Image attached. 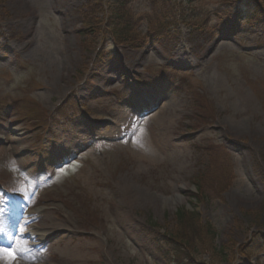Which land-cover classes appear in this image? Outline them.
Listing matches in <instances>:
<instances>
[{
  "label": "rangeland",
  "instance_id": "obj_1",
  "mask_svg": "<svg viewBox=\"0 0 264 264\" xmlns=\"http://www.w3.org/2000/svg\"><path fill=\"white\" fill-rule=\"evenodd\" d=\"M89 1L0 0V259L37 216L28 231L68 230L70 255L46 240L14 262L181 264L185 209L217 248L261 240L194 264H264V0H130L134 48L84 29ZM221 35L230 49L208 50Z\"/></svg>",
  "mask_w": 264,
  "mask_h": 264
},
{
  "label": "trees",
  "instance_id": "obj_2",
  "mask_svg": "<svg viewBox=\"0 0 264 264\" xmlns=\"http://www.w3.org/2000/svg\"><path fill=\"white\" fill-rule=\"evenodd\" d=\"M168 0H156L163 8ZM253 2V0H250ZM130 0H90L86 5V12L82 14V26L87 31L100 34L117 46L134 48L138 43H144V39L138 40L135 28L139 19L128 9ZM192 0L188 1L190 5ZM182 1L177 5V15L184 19ZM257 9V7H256ZM258 10V9H257ZM105 13V15H104ZM103 14V20L99 16ZM257 15V12L254 13ZM168 19V17H166ZM154 23H147V41L153 40L155 43L167 33L166 24L159 19H153ZM190 27H195L191 25ZM173 27L172 29H176ZM216 231L209 222L201 221L200 217L185 209H178L175 212V228L169 231V247L179 263L194 264L199 255L206 254L212 263H223L228 257L234 255H246L256 244H261V240L250 242V246L245 249H237L234 244L217 248L214 245ZM256 245V246H257Z\"/></svg>",
  "mask_w": 264,
  "mask_h": 264
},
{
  "label": "bare ground",
  "instance_id": "obj_3",
  "mask_svg": "<svg viewBox=\"0 0 264 264\" xmlns=\"http://www.w3.org/2000/svg\"><path fill=\"white\" fill-rule=\"evenodd\" d=\"M227 39L224 36H219L217 38H215V40L213 41V43L209 46L208 50L212 49L213 51H222V50H226L229 47V43H227L226 41ZM230 49V47L228 48V50ZM163 105V103L159 104L156 106V108H152L151 107V112L150 115L156 116L157 119H159L161 122L164 121L165 118H163V115L160 114V107ZM149 115V116H150ZM130 142V141H129ZM121 143H119L120 145ZM132 194V193H131ZM183 201V200H181ZM22 216H20L19 218H21ZM19 218H16V221H19ZM28 218V217H27ZM25 218L22 222V227L21 229H19V231H17V238L14 239L12 241V244L10 245L8 252L10 251L11 253H14L16 251H19L20 249H24V247L31 248L29 243H39L42 244L44 241L46 240H53V246L54 249H56L57 251H59L63 257H68L70 254V246H71V241L69 239V231L68 230H64L60 227H58V229L56 231H54L56 228H54L53 230H43L40 229V232L37 233H33L30 232L27 229V224H29L30 222L36 221L38 219L37 216H32L31 218L27 219ZM42 225V224H41ZM0 227H5V225H0ZM31 229H33L32 227H29ZM37 231V230H36ZM54 231V233H52ZM25 238H28V240H26ZM4 248H0V250H3ZM2 252V251H0ZM0 258H1V253H0ZM28 261H32V258H34L33 254H28L27 257ZM26 258H20L21 261H17L14 262L12 260V258H9V256H5L4 258L0 259V264H25L26 262ZM15 260V259H14Z\"/></svg>",
  "mask_w": 264,
  "mask_h": 264
},
{
  "label": "snow or ice",
  "instance_id": "obj_4",
  "mask_svg": "<svg viewBox=\"0 0 264 264\" xmlns=\"http://www.w3.org/2000/svg\"><path fill=\"white\" fill-rule=\"evenodd\" d=\"M3 254H4L5 256H9V258H11L10 254L7 252V250H4Z\"/></svg>",
  "mask_w": 264,
  "mask_h": 264
}]
</instances>
